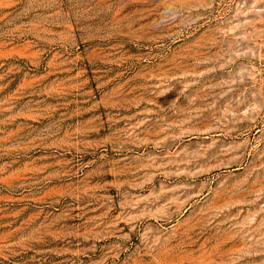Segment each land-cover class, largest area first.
I'll return each instance as SVG.
<instances>
[{"label": "rangeland", "instance_id": "rangeland-1", "mask_svg": "<svg viewBox=\"0 0 264 264\" xmlns=\"http://www.w3.org/2000/svg\"><path fill=\"white\" fill-rule=\"evenodd\" d=\"M0 264H264V0H0Z\"/></svg>", "mask_w": 264, "mask_h": 264}]
</instances>
